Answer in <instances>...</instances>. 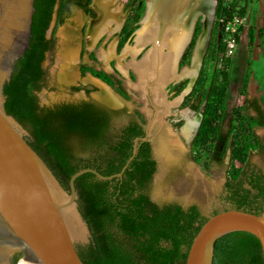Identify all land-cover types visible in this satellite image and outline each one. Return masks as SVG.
<instances>
[{"label":"trees","instance_id":"1","mask_svg":"<svg viewBox=\"0 0 264 264\" xmlns=\"http://www.w3.org/2000/svg\"><path fill=\"white\" fill-rule=\"evenodd\" d=\"M58 1L35 0L30 46L5 84L4 94L6 111L28 130L27 141L69 190L71 176L82 168L93 167L105 175L120 172L133 153L134 139L146 132L139 113L127 108L112 110L86 102L41 106L38 92L44 86L43 61L55 43V38H47L46 33ZM138 10L128 17L123 28L125 38L141 17L143 8ZM228 13L225 0H218L217 20L191 92L199 91L191 101L190 92L184 105L197 110L196 100L200 97L205 106L192 140L194 159L208 165L223 164L229 147L223 197L232 208L260 214L264 210V171L250 156L253 150L264 153V137L253 129L254 124L264 127V108L257 98L244 95L243 112L239 108L243 117L239 120L246 118V125H240L239 130L243 133L248 129L250 133L244 138L236 136L229 143L220 123L226 110L227 75L219 85L211 82L204 86V69L215 52V27ZM201 29L198 21L184 62L189 61ZM260 34L264 35L263 27ZM216 46L222 51L226 47L222 41ZM182 84L174 88L179 90ZM113 116H125V120L117 123ZM156 171L157 160L151 142L146 140L140 141L122 177L101 180L87 172L76 179L79 209L91 232L89 242L77 245L84 264H186L193 240L209 217L197 204L155 201L149 187ZM20 257L16 255L15 264ZM213 264H264L259 238L247 231L225 234L215 242Z\"/></svg>","mask_w":264,"mask_h":264},{"label":"water","instance_id":"2","mask_svg":"<svg viewBox=\"0 0 264 264\" xmlns=\"http://www.w3.org/2000/svg\"><path fill=\"white\" fill-rule=\"evenodd\" d=\"M169 1L146 0L145 13L139 23H142L150 6L154 9L160 2L166 5ZM34 2L0 0V264H15L17 254L44 264H84L77 245L89 242L91 232L79 209L76 179L87 172L101 180L122 177L136 156L140 141L150 139L155 114L147 120L146 134L134 139L133 153L120 172L105 175L93 167L82 168L71 176L67 190L27 141L25 135L29 134L28 130L5 108L4 86L11 79L18 60L30 46ZM217 4L218 0L196 2L194 9L197 13L191 25L190 38L181 53L182 56L189 45L197 22L201 20L203 24L206 20L196 41L205 30L208 32L200 68L210 42ZM195 49L196 46L193 53ZM198 75L199 72L187 94ZM116 97L119 101L116 106L100 101L113 108L122 107V100ZM73 221L82 228L83 237L74 235ZM233 231H247L256 235L264 256V210L258 214L230 208L209 216L193 240L186 264H213L216 240Z\"/></svg>","mask_w":264,"mask_h":264},{"label":"rangeland","instance_id":"3","mask_svg":"<svg viewBox=\"0 0 264 264\" xmlns=\"http://www.w3.org/2000/svg\"><path fill=\"white\" fill-rule=\"evenodd\" d=\"M259 1L260 0H225L229 13L228 17L221 18L219 24L215 27V43L218 45L219 42L222 41L225 43L226 47L222 51L215 45V52H213L212 57L209 58V61L204 69V74L207 77L204 83L205 87L209 86L211 82H216L217 85L221 84L224 82V79L226 78L225 76L227 75L228 89L226 110L222 115L220 123L221 131L228 138L229 143L236 136L239 137L242 135V138H244L250 133L248 129L243 133L239 130L240 125H246V118L242 119L241 122L239 120L243 117L242 114L239 113V108H241L243 112L241 106L243 96L259 94L260 98L264 102V52L263 48L261 50L262 45H264V40H262L263 35L260 34V28H264V2ZM119 2L123 5L126 18L132 13L136 14L140 7L143 8L141 17L134 24L131 34L125 38L123 32L121 33L123 42L119 50L123 52L128 45L133 46L135 43V31L141 25L139 22L145 13L146 0H119ZM216 20L217 18L215 19V22ZM199 21L201 22V20ZM201 25L202 29L200 33L203 30L202 22ZM52 28L49 30V36L52 33ZM81 35L82 34H80V36ZM107 36L111 38L103 39L99 45L98 57L101 62H105L103 60L104 58H100L102 55L101 50L107 48L103 51V53L106 54L111 43H113L114 40H117L118 42V38L113 36V32L108 33ZM60 47L61 44L59 35V42H57L54 50L47 53V58L43 63L45 68V84L38 92V96L42 104H53L54 102L61 100H80L85 96L83 92L71 91L69 86L64 85L58 80V77L55 74V68L57 65V56L60 51ZM90 47L91 45H88L86 49ZM91 48V50L94 51L95 46ZM143 50L140 51L138 56H135L137 59L143 55ZM184 53L180 57L179 67L188 65L192 61L193 51L188 62L183 61ZM131 56L132 55L128 56L127 54L121 60L116 62V66H118V73L123 79H126V82H128L129 79L133 81L137 80V75H135L136 73H134L130 68V70L127 69V71L122 68L130 59L133 58V56ZM95 58L96 56L92 54V60H95ZM103 62L101 64H103ZM104 66H107L106 63H104ZM109 66L111 65L109 64ZM262 68L263 71L261 72L260 69ZM90 77L92 78L89 74L81 80L85 83H96L97 78L89 79ZM181 82L183 84L179 90L174 88L175 84L179 82H171L167 86L170 100H175L177 97L181 96L182 92L188 86L190 79L185 78L181 80ZM105 83L108 88L122 100L123 104H126L131 109L137 107L142 110L143 103L138 101L135 96V94L138 96V93H134V91L128 87L130 89H128V91L130 92L131 98L127 99L126 97H122L119 92L112 87V85L107 82ZM198 91L199 90L194 93L191 92V95H189L190 101L195 98ZM190 92L188 94H190ZM187 95H185V99ZM196 101L199 109L194 111L191 110L189 106L184 105V103L182 104V102L176 107L173 106L170 112L165 115V127H171L174 130L179 131L185 122V119L180 112L185 108L190 109V116L194 117L199 115L205 106L204 102L201 103L200 97L197 98ZM152 110L154 111L153 108ZM171 118H181L176 123L180 124H171ZM124 120L125 116L121 119H117V123ZM155 127L156 126H152L151 129L153 151L157 160V171L149 187V192L152 198L159 203L175 201L184 206L197 204L202 213L208 217L212 216L216 211L232 208V205L223 197L225 193V181L227 178L226 164L230 159L229 147L223 164L212 163L208 165L205 162H197L194 159L192 139L190 141L184 139L180 144H175L174 142L168 140V138L162 136V133H159V128L156 127V129ZM253 129L257 134L264 137V127L254 124ZM250 158L254 164L261 167L264 171V153L253 150Z\"/></svg>","mask_w":264,"mask_h":264},{"label":"bare ground","instance_id":"4","mask_svg":"<svg viewBox=\"0 0 264 264\" xmlns=\"http://www.w3.org/2000/svg\"><path fill=\"white\" fill-rule=\"evenodd\" d=\"M197 1L170 0L166 5L160 2L154 9L150 6L147 15L135 32L134 45H128L123 50L125 56L127 54L128 56L132 55L133 58L122 68L126 69V71L129 68L133 69L137 75L136 81L128 80V87L134 93H138V96L135 94L136 99L143 103L142 110L147 114L148 118L155 114L153 126L159 128V133H162V136L175 144H180L184 139L190 141L197 132L201 122L199 115L190 116V109L185 108L180 112L185 122L179 131L171 127H165V115L170 112L173 106L180 105L195 80L199 72L201 57L207 44L208 32L205 30L198 42H196L197 45L195 44L196 49L192 55L191 63L179 67L181 53L190 38L191 25L197 13L194 9ZM95 6L99 11V16L91 21L88 29L87 41H89L91 46L104 33H112L119 29L125 17V14L122 13L123 5L120 4L119 0H95ZM84 16L81 12H78L73 19L80 23ZM205 22L206 20L203 24ZM207 26V29H209L210 22ZM78 34V26L66 24L59 29L61 47L57 56L55 74L62 82L72 81L77 76L76 65L80 48V43H77L76 40L79 38ZM116 43L117 40L111 43L110 50L115 48ZM142 50L144 51L143 55L137 59L135 56H138ZM101 53V58L107 59V52L106 54ZM185 78L190 79L186 89L181 96L175 100H170L167 86L171 82H180ZM100 85L102 89L96 95L99 100L101 99L111 106L118 105V98L108 86L106 87V84L101 81ZM152 106L155 107V112H153ZM72 227L76 237L81 238L84 236L82 228L75 221H73Z\"/></svg>","mask_w":264,"mask_h":264},{"label":"flooded vegetation","instance_id":"5","mask_svg":"<svg viewBox=\"0 0 264 264\" xmlns=\"http://www.w3.org/2000/svg\"><path fill=\"white\" fill-rule=\"evenodd\" d=\"M62 2H63V0H59L58 3L55 5V9H54V13H53V19L51 21V25H50L49 29L47 30L46 36H47V38H52V37L55 38V43H54V46L52 49V50H54V48L57 45V42H59L58 30L61 26L66 25V24H70L73 26H78V30L80 29L79 34H78L79 38L76 39L77 43L78 42L80 43V48L78 50V60H77V65H76L77 66V76L75 79H73L72 81H69V82H62L59 78H58V80L60 82H62L64 85L69 86V89L71 91L83 92L85 94V96L82 97L80 100H61V101L54 102L53 104H42L41 100L39 98L41 106L55 107L57 105H63V104H69V103H74V104L79 105L81 103L86 102V103L94 104L93 106H95V107H100V108L106 107V108H109L112 110H119V109L127 108L130 112L135 111V112L139 113V115H140L139 121L144 125L145 132H146L148 117L143 110H141L137 107H134L131 109L126 104H124L122 107L113 108V107L106 105L102 101H100L101 99L98 100L99 98L96 96L100 92V90L102 89V86L99 83L101 81L104 84H106L105 82H107L108 84L112 85V87H114L122 97H126L127 99L131 98L130 92L128 91L129 88H128L126 79H123L121 77V75L118 73V70H117L118 66H116V62L118 60H121L125 56L123 54V52H121V50H119V48L122 44L121 33L123 32V28H124V26L128 20L129 15L126 18V13L123 9L124 12L122 11V13L125 14L126 19L125 18L123 19V23H122L121 27L119 28L120 30L117 29L113 32V36H116L118 38V42L116 43L115 48H112L111 50H110V46H109V49L107 51L108 56L106 55L107 59L102 58L105 62L102 61L103 64H101L102 62L99 60V57H98L99 45L103 39H106V38L110 39L111 38V37L107 36V34L109 32L104 33L102 35V37L100 36L98 38V40L95 42V44L92 45V46H95L94 51L91 50L92 46L90 48L86 49L88 47V45L90 46L89 41H87L88 40L89 26L91 24V21L93 19H96L99 16V11H98V9H96V6H95V0H64V2L63 3ZM78 12H81L83 14V16L85 15L83 17V20L81 21L83 24L81 22L79 23L73 19ZM133 26H134V24H133ZM51 28H52V33L49 36L48 33H49V30ZM86 33H87V35H86ZM80 34H82L81 35L82 37L80 36ZM105 49H107V48H104V50L102 49L101 52L105 51ZM86 52H87V54H86ZM92 54H94L96 56L95 60H92ZM86 59H88V60H86ZM44 61H43V63H44ZM104 63H106V65H108V66H104ZM112 63H113V65H112ZM109 64L111 66H109ZM106 67H107V69H106ZM43 68H44V64H43ZM131 70L133 71V69H131ZM89 74L92 76V78H97V80L96 79L95 80H96V83L98 85L95 82L85 83L81 80L83 77L88 76ZM44 81H45V79H44ZM106 87H107V85H106ZM94 94L98 99H96ZM184 100H185V97L182 100V104L184 103ZM196 104H197V101H196ZM152 108L154 109L153 112H155V108L153 106H152ZM190 109L193 111L195 110L192 107H190ZM200 115H202V114L200 113L199 116ZM113 119L115 122H117L116 117L113 116ZM180 119L181 118H176V119L171 118L170 123L173 125H177L176 123ZM196 133H195V135H196ZM195 135H194V137H195ZM26 136H28V135L26 134L25 137ZM193 138H192V140H193ZM149 141L151 142L152 149H153L151 134H150ZM153 153H154V151H153Z\"/></svg>","mask_w":264,"mask_h":264},{"label":"built area","instance_id":"6","mask_svg":"<svg viewBox=\"0 0 264 264\" xmlns=\"http://www.w3.org/2000/svg\"><path fill=\"white\" fill-rule=\"evenodd\" d=\"M16 264H44V263L38 262V261H34V260H30V259H28V258H26L24 256H21L17 260Z\"/></svg>","mask_w":264,"mask_h":264},{"label":"crops","instance_id":"7","mask_svg":"<svg viewBox=\"0 0 264 264\" xmlns=\"http://www.w3.org/2000/svg\"><path fill=\"white\" fill-rule=\"evenodd\" d=\"M259 2H264V0H260ZM259 5H261V4H259ZM262 38H263L262 40H264V35H263ZM262 48H263V52H264V45H262L261 50H262ZM263 54H264V53H263ZM263 60H264V58H263ZM260 71L262 72V71H263V68L260 69ZM248 97H249L250 99L257 98V99L259 100L260 104H261V105L263 106V108H264V102H263V100L260 98L259 94L249 95Z\"/></svg>","mask_w":264,"mask_h":264}]
</instances>
